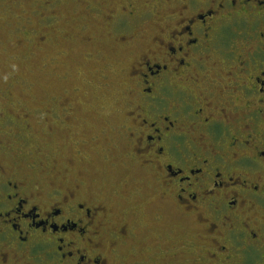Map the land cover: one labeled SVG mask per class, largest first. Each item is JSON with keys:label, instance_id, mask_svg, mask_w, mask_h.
<instances>
[{"label": "flooded vegetation", "instance_id": "1", "mask_svg": "<svg viewBox=\"0 0 264 264\" xmlns=\"http://www.w3.org/2000/svg\"><path fill=\"white\" fill-rule=\"evenodd\" d=\"M154 17L121 126L161 202L196 224L193 243L171 258L264 264V0H131L113 30L125 43ZM0 120L27 127L30 118ZM15 165L0 160V264H151L147 244L135 248V226L115 223L80 181L43 189L32 174L42 163Z\"/></svg>", "mask_w": 264, "mask_h": 264}, {"label": "rangeland", "instance_id": "2", "mask_svg": "<svg viewBox=\"0 0 264 264\" xmlns=\"http://www.w3.org/2000/svg\"><path fill=\"white\" fill-rule=\"evenodd\" d=\"M130 1L0 0V118H30L29 128L0 120V141L9 144L0 160L25 170L42 163L32 174L43 189L61 177L80 181L104 200L115 223L135 226V248L147 244L151 264H183L171 257L190 245L196 224L161 202L121 126L131 99L130 68L157 33L156 18H149L136 24L133 39L120 41L112 17ZM67 109L73 113L59 120Z\"/></svg>", "mask_w": 264, "mask_h": 264}]
</instances>
